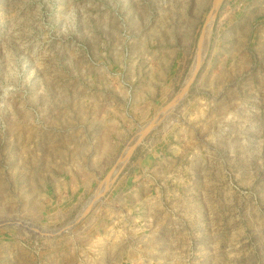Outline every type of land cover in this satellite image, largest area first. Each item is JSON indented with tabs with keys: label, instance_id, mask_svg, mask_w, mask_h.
<instances>
[{
	"label": "rangeland",
	"instance_id": "rangeland-1",
	"mask_svg": "<svg viewBox=\"0 0 264 264\" xmlns=\"http://www.w3.org/2000/svg\"><path fill=\"white\" fill-rule=\"evenodd\" d=\"M219 1L0 0V264H264V0Z\"/></svg>",
	"mask_w": 264,
	"mask_h": 264
},
{
	"label": "water",
	"instance_id": "water-1",
	"mask_svg": "<svg viewBox=\"0 0 264 264\" xmlns=\"http://www.w3.org/2000/svg\"><path fill=\"white\" fill-rule=\"evenodd\" d=\"M221 1V0H220ZM220 1H219V3L217 4V9H218V7H219V5H220ZM217 9H216V12H217ZM206 29V28H205ZM204 32H205V30L203 31V34H202V37H201V39H200V43H199V46L203 43V41H204ZM201 66V65H200ZM200 66H199V68H200ZM199 68L196 70V72L194 73V75L192 76V78H191V80H193L195 77H196V74H197V72H198V70H199ZM190 83V82H189ZM188 83V84H189ZM189 85H187L185 88H184V90L183 91H181L180 93H179V95L175 98V100L173 101V104L175 103V102H178L179 100H180V98H181V95H182V93L184 92V91H186L187 90V87H188ZM136 145H137V141L131 146V148H130V150H129V152H128V154H127V159L130 157V155L132 154V151L135 149V147H136ZM121 166H122V164H120V163H118V166L115 168V170H114V172H113V176H115L116 175V173L121 169ZM110 178V177H109ZM112 177H111V182H112Z\"/></svg>",
	"mask_w": 264,
	"mask_h": 264
},
{
	"label": "bare ground",
	"instance_id": "bare-ground-1",
	"mask_svg": "<svg viewBox=\"0 0 264 264\" xmlns=\"http://www.w3.org/2000/svg\"><path fill=\"white\" fill-rule=\"evenodd\" d=\"M206 35H205V32H204V37H205Z\"/></svg>",
	"mask_w": 264,
	"mask_h": 264
}]
</instances>
